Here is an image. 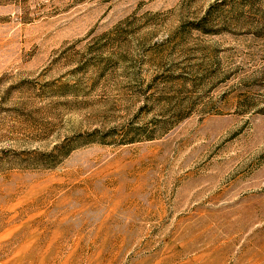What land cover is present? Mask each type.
I'll list each match as a JSON object with an SVG mask.
<instances>
[{"label":"rangeland","instance_id":"374dc122","mask_svg":"<svg viewBox=\"0 0 264 264\" xmlns=\"http://www.w3.org/2000/svg\"><path fill=\"white\" fill-rule=\"evenodd\" d=\"M0 264H264V0H0Z\"/></svg>","mask_w":264,"mask_h":264}]
</instances>
